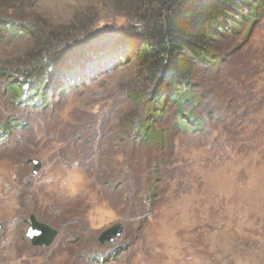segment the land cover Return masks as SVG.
I'll return each instance as SVG.
<instances>
[{"label":"rangeland","instance_id":"rangeland-1","mask_svg":"<svg viewBox=\"0 0 264 264\" xmlns=\"http://www.w3.org/2000/svg\"><path fill=\"white\" fill-rule=\"evenodd\" d=\"M251 4L258 14L215 42L218 63L199 64L194 121L182 129L172 104L150 138L137 122L153 115L141 101L152 83L136 57L46 105L11 87L39 46L136 21L144 0H0V264H264V0ZM32 214L59 230L50 247L28 238ZM117 223L123 234L101 243Z\"/></svg>","mask_w":264,"mask_h":264},{"label":"trees","instance_id":"trees-1","mask_svg":"<svg viewBox=\"0 0 264 264\" xmlns=\"http://www.w3.org/2000/svg\"><path fill=\"white\" fill-rule=\"evenodd\" d=\"M251 1L144 0L145 8L134 15L136 21L108 27L70 43L61 42L56 46L53 45L56 39H52L46 46H39V56L26 72L25 80L11 84L13 97L18 100L27 96V104L46 105L49 98L66 92L82 80L94 78L96 70L109 67L119 57L127 60L133 56L146 68L152 83L149 92L141 95V101L152 105L153 115L144 121L138 120V126L147 137L156 138L157 133L151 126L155 115L177 104L180 127L187 128V123L194 121L193 108L201 103L194 81L199 64L218 63L213 51L215 42L228 28L237 31L239 17L248 19L258 14V8ZM245 6L248 11L244 15ZM6 23L0 18V30ZM9 27L16 36L24 32L38 35L36 24L13 22ZM2 71L4 75H11L6 67ZM27 82L28 93H23L22 83ZM1 130L4 133L10 129L6 126Z\"/></svg>","mask_w":264,"mask_h":264},{"label":"water","instance_id":"water-1","mask_svg":"<svg viewBox=\"0 0 264 264\" xmlns=\"http://www.w3.org/2000/svg\"><path fill=\"white\" fill-rule=\"evenodd\" d=\"M34 173H37L42 167V161L35 159ZM3 224L0 222V230H2ZM124 232L123 223H117L100 234L99 241L103 244L115 242ZM60 232L58 229L51 227L49 224L39 220L35 214L30 216V227L27 232V236L31 243L37 247H50Z\"/></svg>","mask_w":264,"mask_h":264}]
</instances>
